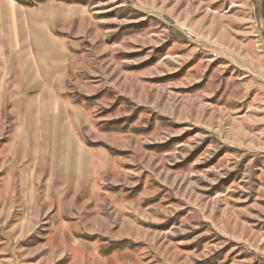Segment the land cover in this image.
Wrapping results in <instances>:
<instances>
[{
    "label": "rangeland",
    "instance_id": "obj_1",
    "mask_svg": "<svg viewBox=\"0 0 264 264\" xmlns=\"http://www.w3.org/2000/svg\"><path fill=\"white\" fill-rule=\"evenodd\" d=\"M258 54L264 0H0V264H264Z\"/></svg>",
    "mask_w": 264,
    "mask_h": 264
},
{
    "label": "crops",
    "instance_id": "obj_2",
    "mask_svg": "<svg viewBox=\"0 0 264 264\" xmlns=\"http://www.w3.org/2000/svg\"><path fill=\"white\" fill-rule=\"evenodd\" d=\"M212 1H215V0H212ZM212 5H214V4H212ZM256 24H258V23H256ZM255 30H256V28H255ZM255 30H254V32H255ZM243 47L245 48V45H243V43H241L240 45H238L237 43L235 44V50L237 52H239V53L243 51ZM260 57H259V54H258V57H253V55H250L249 58H246V57H245V59L242 58L241 65L243 67H247L248 71L253 70L255 72V70L257 69V70H259V74L261 76H264V66H263V63L261 61L262 57L261 58ZM257 66H258V68H257Z\"/></svg>",
    "mask_w": 264,
    "mask_h": 264
},
{
    "label": "trees",
    "instance_id": "obj_3",
    "mask_svg": "<svg viewBox=\"0 0 264 264\" xmlns=\"http://www.w3.org/2000/svg\"><path fill=\"white\" fill-rule=\"evenodd\" d=\"M16 1L17 2H21V3H24L25 5L31 6L33 3L34 4H36V3H42L45 0H16Z\"/></svg>",
    "mask_w": 264,
    "mask_h": 264
},
{
    "label": "built area",
    "instance_id": "obj_4",
    "mask_svg": "<svg viewBox=\"0 0 264 264\" xmlns=\"http://www.w3.org/2000/svg\"><path fill=\"white\" fill-rule=\"evenodd\" d=\"M183 34H184V36H186L189 39H192L195 37L194 34L191 33L190 31H185Z\"/></svg>",
    "mask_w": 264,
    "mask_h": 264
}]
</instances>
